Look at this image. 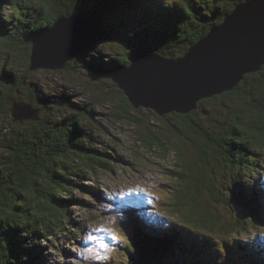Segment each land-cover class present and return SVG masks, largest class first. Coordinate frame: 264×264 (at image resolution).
Returning <instances> with one entry per match:
<instances>
[{
  "label": "trees",
  "instance_id": "1",
  "mask_svg": "<svg viewBox=\"0 0 264 264\" xmlns=\"http://www.w3.org/2000/svg\"><path fill=\"white\" fill-rule=\"evenodd\" d=\"M148 1L0 0V11L6 4L14 7V14L6 20L0 14V48L20 52L27 65L24 76L16 81L7 80L1 86L0 115L7 114L17 99L16 94L27 86L32 38L43 29H50L60 17L79 15L94 25L93 39L80 56L81 65L87 72L107 77L108 73L127 68L138 54H157L168 59L182 57L211 28L220 25L238 5L248 0H225L223 4L220 0L173 3L150 0L149 6L154 8L150 23L124 34L123 42L130 47L129 51L103 54L97 49L111 39L117 28L125 27L111 26L105 21L108 8ZM79 6L87 9L77 12ZM72 71L70 61L61 72ZM117 93L120 101L112 117L117 122L133 124L144 146L157 144L158 139L147 123L131 117V113L139 114L140 108L134 109L120 90ZM221 95L240 102L241 106L231 112L228 121L212 129L204 124L197 110ZM221 95L201 100L188 114L162 116L165 131L183 142L192 156L190 160L184 158L183 151L177 147L179 171L172 175L180 180V189L175 190V201L164 206H172L173 213H179L188 201H195L207 191L212 201L247 213L253 229L264 231V178L260 171L264 164V66ZM38 102L48 100H40L34 93L25 104L32 107ZM91 108L74 106L70 116L58 121H34L30 127L8 132L2 139L7 152L0 159V264H47L42 256L46 246H41L40 241L52 244L60 237L78 244L83 228L95 221L87 215L89 211L77 223L70 216L73 206L85 208V203L73 195L77 188H82L95 201L102 200L100 188H107L103 182L96 181L97 174L113 171V159L117 161L113 148L95 147L94 138L83 129L86 121H92ZM84 181H92V185L85 187ZM132 208L126 205L125 218L119 219L120 231L116 233V239L125 245L126 264H164L162 261L175 255L188 258L192 264L197 262L199 253L194 251L197 245L193 243L191 230L195 226L214 228L212 223L207 226L211 220L208 211L196 213L193 218L183 217L179 222L170 211L153 220ZM238 224L245 229L244 219ZM221 228L229 233L225 226ZM59 251L67 253L62 248Z\"/></svg>",
  "mask_w": 264,
  "mask_h": 264
},
{
  "label": "rangeland",
  "instance_id": "2",
  "mask_svg": "<svg viewBox=\"0 0 264 264\" xmlns=\"http://www.w3.org/2000/svg\"><path fill=\"white\" fill-rule=\"evenodd\" d=\"M30 1L34 3V0ZM165 1L173 3L176 0ZM224 2L225 0H220V4ZM150 3L149 0L148 3L137 2L127 7L108 8L104 14L105 21L111 26L125 27L117 30L115 28L111 39L97 49L103 54L129 51L130 47L123 42L124 34L150 23V12L154 11V8L149 6ZM86 9L85 6H79L77 12H84ZM0 14L2 19L6 20L14 14V7L6 4ZM80 56L81 54L71 60L74 68L72 72L47 70L30 72L27 86L16 94L15 100L18 103H27L34 93L40 100H48L47 103L33 104L32 107L38 112V120L50 121L70 116L74 106H91L89 110L92 121H86L83 129L92 135L95 147L113 148L116 152L112 153L117 159V161L113 159V171L105 172L108 174L100 171L97 174L96 181L103 182L107 188L106 190L100 188L101 201H95L85 195L82 188H77L73 194L85 203V208L73 206L70 214L72 221L80 222V216L87 211H89L87 215L95 221L83 228L84 232L77 240L78 244L73 241L71 244L60 237L52 244L40 241L41 246H46L42 256L47 264H126L125 245L116 239V233L120 231L118 221L125 218L123 210L128 204L133 207L132 209L138 210V214L153 220L163 217L170 211L173 219L181 222L183 217L193 218L196 217L194 215L196 213L208 211L211 220L207 222V226L212 223L214 228L195 226L194 231L191 230V238L197 245L194 251L199 253L196 254L195 264H264V231L261 228L253 229L247 213L232 205L212 201L211 194L207 191L196 197L195 201H188L179 213H173L172 206H164L175 201V190L180 189V180L172 175V172L179 171L180 162L176 149L179 147L184 158L189 160L192 158L190 151L185 150L183 142L165 131L163 117L151 110L140 108L141 112L131 113V117L144 120L158 139L157 144L144 146L139 140L140 132L133 124L117 122L112 117L120 101L117 87L108 77L85 71ZM26 67L20 52L8 51L1 47L0 88L7 80L16 81L24 76ZM240 106V102L221 95L204 104L197 112L204 124L214 129L217 124L228 121L231 112ZM11 108L7 114L0 115V159L6 156L7 151L2 139L8 132L24 129L35 123L15 122L10 114ZM170 116L171 114L166 115ZM260 171L264 178V164ZM91 185L92 181H84L85 187ZM243 219L246 222L245 229L239 227L241 224L236 226L237 222ZM223 226L229 233L223 231L221 228ZM181 228L183 227L177 229ZM60 248L67 253H61ZM162 262L192 264L188 258L184 259L181 255H175V258H167Z\"/></svg>",
  "mask_w": 264,
  "mask_h": 264
},
{
  "label": "water",
  "instance_id": "3",
  "mask_svg": "<svg viewBox=\"0 0 264 264\" xmlns=\"http://www.w3.org/2000/svg\"><path fill=\"white\" fill-rule=\"evenodd\" d=\"M94 31V25L79 15L56 19L50 29L32 38L30 72L64 70L90 44ZM263 66L264 0H248L182 57L138 54L127 68L107 77L134 109L162 117L192 112L201 100L232 91L244 76ZM10 114L15 122L38 120V112L25 103L14 101Z\"/></svg>",
  "mask_w": 264,
  "mask_h": 264
}]
</instances>
